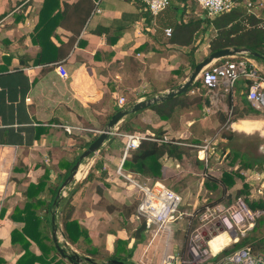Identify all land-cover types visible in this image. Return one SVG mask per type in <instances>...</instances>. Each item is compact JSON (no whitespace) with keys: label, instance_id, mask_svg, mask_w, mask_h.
I'll return each mask as SVG.
<instances>
[{"label":"crops","instance_id":"1","mask_svg":"<svg viewBox=\"0 0 264 264\" xmlns=\"http://www.w3.org/2000/svg\"><path fill=\"white\" fill-rule=\"evenodd\" d=\"M79 1L53 0V3L56 6L59 2L64 11L65 5ZM91 1L94 7L79 26L76 20L57 16L58 9L40 17L45 0H0V264H16L22 254L20 245L12 243V232L23 227L21 214L17 213L26 206L29 185L38 184L44 174V164L71 162L82 154L86 150L84 144L92 136L100 135L108 117L119 109L118 99L124 98V107L130 109L140 101L165 95L190 75L185 73L179 79L181 70L178 72L182 67L181 56L190 47L172 43L164 31L167 28L174 31L176 24L187 21L182 15L175 19L173 11L191 0H173L171 7L157 17L136 0H102L98 5L100 12H94L97 0ZM83 6L86 8L85 3ZM37 35L42 36L40 41ZM57 57L62 59L56 60ZM247 58L260 74L264 72L256 60ZM249 84L242 78L231 88L221 84L211 92L201 84L189 94L197 97L198 103L165 114L168 118L164 120L150 107L136 112L133 121L145 131L131 134L147 137L159 131L164 141H183L177 143L186 152L181 160L162 159L161 181L171 182L170 186L173 181H182L184 189L180 193L190 191L189 196L196 197L201 194L204 201L209 200L207 204H230L246 188L249 195L244 196L249 199L252 193L264 195V155H261L264 151L250 137L241 136L251 134L233 127L240 119L251 116H246ZM130 99L132 105L127 102ZM239 113L245 116L240 118ZM65 127H72V133ZM75 133L80 134L81 140L72 136ZM122 142L125 145L126 140ZM106 143L101 150L106 151ZM242 144L247 148L242 150ZM101 150L81 166H87L88 174L101 158L106 179L116 181L113 171L122 170L128 155L122 159L124 148H116L104 156ZM123 172L118 174L124 179L123 175L134 177ZM224 172L239 175L230 188L219 181ZM56 175L51 174L52 181ZM148 181L151 180H140L142 184ZM131 220L139 224L135 216ZM83 223L97 246L99 240L91 233L95 224L89 220ZM107 238V249L112 250L115 238L129 240L130 235L119 230L117 237ZM131 241L134 252L130 261L136 263L146 245ZM159 255H150L148 251L146 261L160 264Z\"/></svg>","mask_w":264,"mask_h":264},{"label":"trees","instance_id":"2","mask_svg":"<svg viewBox=\"0 0 264 264\" xmlns=\"http://www.w3.org/2000/svg\"><path fill=\"white\" fill-rule=\"evenodd\" d=\"M83 3H85L86 8H84ZM186 6L185 3L183 11ZM93 7L94 5L91 0H80L75 5H65V9L62 11L59 2L55 6L53 0H45L40 17L50 15L58 9L57 16L60 15L63 19L76 20V23L81 26L87 20ZM210 29H213L215 32L208 43L210 53L226 48H243L249 51V58L264 65V19L248 12L243 5H239L230 12L213 19L190 15L186 22L183 21L180 24H176L170 41L182 47H190L198 34H206ZM37 38L40 41L42 36L37 35ZM188 54L189 66L193 69L198 62L193 57L192 52ZM254 54H258L259 57H255ZM60 59L62 57L56 58V60ZM179 71L180 69H178ZM200 85L201 82L198 80L186 93L178 95L168 101L154 104L150 108L163 120L164 118H168L165 114L169 115L176 112L177 109L183 110L191 108L194 104L198 103V98L189 96V94L190 92L196 91ZM147 98L151 97L148 96ZM125 108L127 109V107L119 108L115 113ZM247 108L246 116L259 114L250 104H247ZM137 114H131L124 118L120 125L117 126L115 132L117 134H131L135 131H145L138 125H135L133 121V117H136ZM113 115L109 116L108 120ZM238 116L243 118L245 115L239 113ZM98 137L99 135L92 136L91 140L84 144V148L87 149ZM106 142V151L101 150V156L110 153L116 148H124L125 146L122 142V137L117 135H111ZM178 142L175 140L164 141L162 132H153L150 136L140 140L138 147L128 153V157L124 159L122 170L126 174L134 177L149 179L152 183L161 181L164 178L162 159L168 157L181 160L182 156L186 154L185 148L177 144ZM80 155V153L76 155L71 162H59L58 167L64 170V172L57 171L54 181L51 180V174L55 169L51 170L49 167H44V174L38 184L29 185L26 192V206L22 211H18L17 213L21 214L20 220L23 223V227L14 229L12 232V243L14 245L19 244L22 249V254L16 261V264H72L59 254L53 242L52 230L53 228H58L57 217L55 215L57 209H60L62 234L64 235L66 243L84 253L86 256L83 257H89L93 260L96 258H104L106 262L117 260L126 264H135L130 261L133 256L134 247H129V243L132 239L137 242H142L146 230V225L143 221H141L138 228L129 234V240L118 239L114 253L107 255L102 254L100 249L93 245L89 236V230L76 218V206L73 204L72 199L77 190L85 185L96 183V193L101 198L99 204L103 203L102 197L104 190L100 187L99 183L105 184L107 172L104 170V164L101 158L95 161L84 180L68 185L73 186L67 197H63V191L58 197L59 189L70 176L71 169L79 161ZM93 157L94 154L89 158ZM237 176H239L237 173L224 172L219 181L227 188H230L235 184V177ZM205 184L207 185V183ZM42 193L45 194L44 198H41ZM242 194L249 195L247 188L246 191L239 192L237 194L239 196H236V198ZM246 196L245 200L251 209L264 211V200L251 201ZM141 198L142 193L138 195L137 201L133 204H106L103 206H105L107 213L113 214L116 212V214L121 216L123 224L125 225L136 215L137 206ZM53 216L55 217L54 224L52 223ZM123 228L127 229L124 226ZM60 246L64 247L65 245ZM242 247H249L254 254H264V216L257 221L253 230L245 238L227 252Z\"/></svg>","mask_w":264,"mask_h":264},{"label":"built area","instance_id":"3","mask_svg":"<svg viewBox=\"0 0 264 264\" xmlns=\"http://www.w3.org/2000/svg\"><path fill=\"white\" fill-rule=\"evenodd\" d=\"M96 1L94 12H100L99 2ZM145 5L153 17H157L171 7L173 0H136ZM205 12L206 17L213 19L230 12L239 5H243L250 13L264 10V0H194ZM165 35L171 37L172 28L165 29ZM248 54H240L214 62L206 67L199 76L202 86L211 92L221 84L231 88L240 79L250 82L247 91V100L251 107L264 114V77L251 65ZM56 66L60 65L56 64ZM126 100L117 101L119 108L124 107ZM72 133V127H65ZM126 140L124 158L136 149L142 135L117 134ZM121 174V169L118 171ZM127 179L142 198L137 206L135 218L146 225L145 234H150L146 249L135 264H149L146 254L161 233L170 235V225L184 217L189 218L190 236L186 248L181 253H168L169 238L160 264H264V254H254L249 247L227 252L234 245L245 238L255 227L257 221L264 216V211L251 209L244 197H237L230 204L221 202L206 204L198 207L192 213L180 209L183 199L180 194L167 187L162 182L141 184L130 178ZM260 193V190L258 192ZM220 235H226L229 241L219 251L214 252L211 246L213 240Z\"/></svg>","mask_w":264,"mask_h":264},{"label":"rangeland","instance_id":"4","mask_svg":"<svg viewBox=\"0 0 264 264\" xmlns=\"http://www.w3.org/2000/svg\"><path fill=\"white\" fill-rule=\"evenodd\" d=\"M186 8L183 11V8H179L178 10L173 11L174 12V16L176 17L175 19H177L178 17H180L181 15L184 17L186 16L187 19L190 17V15H195L197 17H202V18H206V14L205 12L194 2V0L191 1H187L186 2ZM253 13V12H252ZM253 14L257 15L258 17L264 19V10L262 11H255ZM181 16V17H182ZM215 32L213 29H210L206 34H198V36H196L192 46H190V48H188V52L186 53L185 56H181V65L182 67H180L181 70V74H179V79L181 77L185 76V73H187V75L190 74L191 72V68L189 66V58H188V53L192 52L193 57L197 60V62L202 61L205 57H207L210 53V50L208 48V43L210 42V39L214 36ZM258 66L260 67V69H262V71H264L263 65L257 63ZM261 75H263L264 77V72H261ZM187 77V76H186ZM127 102H133V99L128 100ZM128 108V107H127ZM245 119H251V120H263L264 121V114L262 112L259 111L258 115H252L244 118ZM243 120V119H240ZM123 121V120H122ZM121 121V122H122ZM120 122V123H121ZM120 123L118 125H120ZM228 131V130H227ZM231 133V132H230ZM241 135V134H240ZM72 136L76 137L77 141L81 140L80 138V134L79 133H75L74 135L72 134ZM213 135L209 136L207 138V140L209 141L212 138ZM242 137H250L251 139H253V141L256 143H258V147L260 145V149H262V151H264V133L261 131H257L254 134L251 135H246L243 134L241 135ZM79 139V140H78ZM124 139V138H122ZM206 140V141H207ZM254 144V143H253ZM244 144H242L240 147L241 149H246L247 147H243ZM257 147V148H258ZM224 155V154H223ZM261 155H264V153H261ZM124 158V152L122 153V159ZM87 160H84V162H86ZM91 161V160H90ZM44 167H49L52 169H55V171H52V174H56V172H62L64 170H61L58 165H52L51 163L44 164ZM263 167V166H261ZM87 166H81L80 170L78 172V174H80L81 176L77 177L75 179L74 183H78L81 182L82 180H84V178L86 177V169ZM84 169V170H83ZM258 169V168H257ZM119 171V170H118ZM114 177H116V181H112L107 179L105 181V184L108 186L106 187L105 184H101L104 187V195H103V203L99 204L101 201V198L98 196V194L96 193V187L97 184H93V183H89L87 185H85L84 187L80 188L79 190H77V192L74 194L73 196V204L76 206V217L79 219L80 223L82 225H84V221L87 222L88 220L91 223H94L95 226L94 228H91V233L93 237H97V239L99 240L97 247L100 249V252L102 254H107V255H111L114 253L115 249H116V244H117V240L118 238H115V245L113 247V251L112 250H108L107 249V243H108V236L110 235H114L117 237V233L119 230H124L127 233H131L132 231H134L136 228H138L141 224V221L138 222H133L130 219V223H126L125 225L123 224V220L121 218V216H119L118 214L113 213V214H109L107 213V211L105 210V206L103 205H111V204H116V205H121L123 203H127V204H133L137 201L138 199V195H140V193L138 192L137 189H135V187L128 182L126 179H124L122 176H120L118 173H116V171L114 170ZM121 173H124L121 170ZM77 174V175H78ZM108 178V175H107ZM133 180H135L136 182H139L142 184V182H140L141 179L137 178L135 176V178H132ZM151 181H148L144 184H148ZM163 184H165L167 187H169L170 189H172L173 191L174 188L176 187H180L179 191H175L178 194L181 195L183 202L181 204L180 209L182 211H187L189 214L192 213L193 211H195L196 208L198 207H203L204 205H206L207 203H209V200L204 201L205 199H203V197L201 196V194L196 197V196H189L190 191H187L186 193H180V189H184V186L182 185V181H173L174 185L170 186L172 183L169 181H161ZM199 183V181H198ZM195 185V183H192V187ZM73 185L68 186L67 188H65L63 191V197H67L70 189L72 188ZM118 193L122 194L119 195ZM133 193V194H132ZM240 197H244V195H241ZM259 198H264V195L259 196L256 193H252V195L250 196V199L252 201L255 200H259ZM255 199V200H254ZM104 214V215H103ZM56 217H57V237L58 240L60 241V245H65L66 241L63 239V237L61 236L62 233V223L60 222V209H57L56 213H55ZM189 223V218L184 217L183 219L177 220L174 223H172L170 225V235H167L166 233H161L158 238L155 240V242L153 243V245L151 246L150 250H149V254H155V253H159L161 255H159L160 257L162 255V253H164V249L166 247V239L169 238V242L167 244L168 246V253H181L184 252V249L186 248V244H187V240L190 236L189 232H190V225H192V222ZM127 225V226H126ZM137 225V226H136ZM126 227L127 229L123 228ZM113 239V238H110ZM150 240V234H144V238L142 240L141 245H146L147 242ZM112 242V240H111ZM131 242L129 243V247H133V245H131ZM112 244V243H111ZM110 244V245H111ZM140 246V245H139ZM67 253L70 255L73 252H76L77 254H79L80 256H86L84 253H82L81 251L77 250L76 248L72 247L71 245H69L67 243V245L65 246ZM112 252V253H111ZM157 256H155V258H157ZM161 257V258H162ZM97 263L102 264L105 263L106 261H104V258H96L94 259Z\"/></svg>","mask_w":264,"mask_h":264},{"label":"water","instance_id":"5","mask_svg":"<svg viewBox=\"0 0 264 264\" xmlns=\"http://www.w3.org/2000/svg\"><path fill=\"white\" fill-rule=\"evenodd\" d=\"M248 53H249V51L247 49H243V48H226V49H222L219 51L212 52L207 57H205L202 61H200L193 68V70L190 73V75L188 76L187 80L183 84L178 86L177 88L172 89L171 91H169L165 95H160L157 97H153L151 99L140 101V102L134 104L130 109L125 108V109H122V110L118 111L117 113H115L111 117V119L108 121L105 129L100 132L99 137L93 143H91L90 146L81 154V156L79 157V161L71 169L70 176L66 179V181L63 183V185L59 189L58 197L61 195V192L69 184H72L75 182V179L77 178V174H78L80 167H81V162L88 159L91 155L96 154L101 150V148L103 147L105 142L108 140V138L111 135H113V131L117 128L118 124L122 120H124L125 117H127L130 114H133V113L139 112L141 110L147 109V108L151 107L153 104L168 101V100H170V99H172L178 95L186 93L198 81L201 72L206 67L213 64L214 62L222 60V59L230 58V57H235V56L240 55V54H248ZM254 56L259 57L258 54H254ZM52 223L53 224L55 223V217L54 216L52 217ZM61 235H62L63 239H65L64 235L63 234H61ZM52 237H53V242H54L56 249L58 250L59 254L64 259L71 262L72 264H83L85 261L89 262L90 264H99L89 257L83 258L82 256H80L76 252H73L72 254L69 255L66 251V248H65L67 243H65L64 247H61L59 244L58 237H57V228H53ZM108 264H126V263H124L122 261L113 260V261H109Z\"/></svg>","mask_w":264,"mask_h":264},{"label":"bare ground","instance_id":"6","mask_svg":"<svg viewBox=\"0 0 264 264\" xmlns=\"http://www.w3.org/2000/svg\"><path fill=\"white\" fill-rule=\"evenodd\" d=\"M233 127L247 134H253L257 131H261L264 133V121L261 120H242L239 123H234ZM234 129V130H235ZM239 132V133H240ZM81 176L80 174L77 177ZM229 241V238L226 235H220L215 240L212 241L211 246L214 252L219 251L224 245H226Z\"/></svg>","mask_w":264,"mask_h":264},{"label":"flooded vegetation","instance_id":"7","mask_svg":"<svg viewBox=\"0 0 264 264\" xmlns=\"http://www.w3.org/2000/svg\"><path fill=\"white\" fill-rule=\"evenodd\" d=\"M83 264H90V263L85 261ZM102 264H108V262H105V263H102Z\"/></svg>","mask_w":264,"mask_h":264}]
</instances>
